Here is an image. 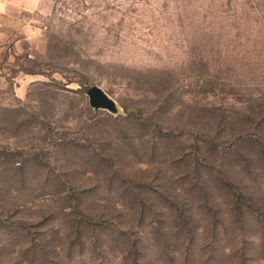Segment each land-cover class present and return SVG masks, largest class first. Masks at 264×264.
I'll return each instance as SVG.
<instances>
[{
  "label": "rangeland",
  "instance_id": "374dc122",
  "mask_svg": "<svg viewBox=\"0 0 264 264\" xmlns=\"http://www.w3.org/2000/svg\"><path fill=\"white\" fill-rule=\"evenodd\" d=\"M0 264H264V0H4Z\"/></svg>",
  "mask_w": 264,
  "mask_h": 264
},
{
  "label": "water",
  "instance_id": "95a60500",
  "mask_svg": "<svg viewBox=\"0 0 264 264\" xmlns=\"http://www.w3.org/2000/svg\"><path fill=\"white\" fill-rule=\"evenodd\" d=\"M86 93L90 105L94 108H113V99L110 98L99 85L92 84L87 88Z\"/></svg>",
  "mask_w": 264,
  "mask_h": 264
},
{
  "label": "crops",
  "instance_id": "0c3cea01",
  "mask_svg": "<svg viewBox=\"0 0 264 264\" xmlns=\"http://www.w3.org/2000/svg\"><path fill=\"white\" fill-rule=\"evenodd\" d=\"M15 1V0H13ZM17 2H20L22 4L28 5V6H36L39 2V0H17Z\"/></svg>",
  "mask_w": 264,
  "mask_h": 264
},
{
  "label": "clouds",
  "instance_id": "9594fccd",
  "mask_svg": "<svg viewBox=\"0 0 264 264\" xmlns=\"http://www.w3.org/2000/svg\"><path fill=\"white\" fill-rule=\"evenodd\" d=\"M3 3H4V0H0V11H3Z\"/></svg>",
  "mask_w": 264,
  "mask_h": 264
}]
</instances>
